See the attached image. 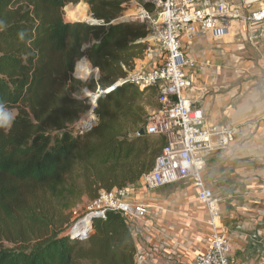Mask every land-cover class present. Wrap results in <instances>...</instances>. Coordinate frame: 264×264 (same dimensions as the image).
Segmentation results:
<instances>
[{"label":"trees","instance_id":"16d2710c","mask_svg":"<svg viewBox=\"0 0 264 264\" xmlns=\"http://www.w3.org/2000/svg\"><path fill=\"white\" fill-rule=\"evenodd\" d=\"M79 1L101 23L65 21ZM127 1L0 0V100L17 110L0 128V264L135 263L125 215L108 210L85 228L64 226L82 195L138 183L165 143L137 134L147 89L129 82L99 96L89 132L72 131L88 108L84 88H108L148 48L143 24L111 23ZM83 56L99 70L96 84L72 76Z\"/></svg>","mask_w":264,"mask_h":264},{"label":"crops","instance_id":"0c3cea01","mask_svg":"<svg viewBox=\"0 0 264 264\" xmlns=\"http://www.w3.org/2000/svg\"><path fill=\"white\" fill-rule=\"evenodd\" d=\"M186 50L193 60L187 67L192 85L185 91L186 97L200 102L207 122L238 128L234 149L208 155L202 173L220 200L229 264H264V197L260 194L264 179V40L252 44L198 38ZM152 53L147 48L142 58L134 59L133 69L147 70ZM152 91L149 88L145 94ZM155 105L146 104L145 109ZM135 187H126L128 200L149 205L148 215L131 219L129 225L136 243L135 263L193 264L208 245L209 228L191 181L182 179L155 188L150 195L140 192L138 199L133 197Z\"/></svg>","mask_w":264,"mask_h":264},{"label":"built area","instance_id":"2783aa9c","mask_svg":"<svg viewBox=\"0 0 264 264\" xmlns=\"http://www.w3.org/2000/svg\"><path fill=\"white\" fill-rule=\"evenodd\" d=\"M132 9L126 18L124 10L112 23H142L160 55L147 70H129L108 88L87 94L88 108L72 131L84 134L95 126L97 99L109 89L124 82L139 88H154L158 107L148 113L144 130L146 134L163 137L165 143L151 170L142 176L143 186L155 189L182 179L190 180L197 200L205 208L209 228L208 245L195 256L193 264H229V242L220 221V200L206 185L202 173L208 155L234 149L238 128L207 122L200 102L186 97L185 91L192 85L187 67L193 65L186 49L189 42L198 38L252 44L264 40V0H139ZM90 70V75L96 77L97 68L93 70L90 66ZM93 71L96 73L92 74ZM72 75L90 78V75H77L75 70ZM260 194L264 197V179ZM128 197L126 188L101 191L91 200L86 218L72 229L85 228L92 218H104L108 210L130 220L145 218L149 205L129 201Z\"/></svg>","mask_w":264,"mask_h":264},{"label":"rangeland","instance_id":"374dc122","mask_svg":"<svg viewBox=\"0 0 264 264\" xmlns=\"http://www.w3.org/2000/svg\"><path fill=\"white\" fill-rule=\"evenodd\" d=\"M139 0H128L126 3H125V15L124 17L126 18L128 15H130L131 12H133V5ZM80 3H82L83 5H81V7L78 9V11H75L74 13H78L80 12L82 9H84V14H80L79 17H72L71 14H73V12H71L69 15L66 16V12L64 10V19L65 21H79L81 23H87L86 21H90L88 17H90L92 20H96L94 19L92 16H91V13H90V10H89V7L87 4H85L83 1H79L77 4H69L70 6H72V9H74L75 7H77L78 5H80ZM122 15V13L120 14ZM119 15V16H120ZM123 17V18H124ZM117 18V17H116ZM97 21V20H96ZM114 21V20H112ZM98 23H101L98 21ZM112 23V22H111ZM134 23H138V22H134ZM88 24V23H87ZM138 24H142V23H138ZM147 46L148 48H150L151 50H153V53H152V63L156 62L157 60V57H159V50L157 49L156 45L154 44V42L152 41L151 37L149 35H147ZM85 57V56H84ZM86 58V57H85ZM87 59V58H86ZM88 61V59H87ZM89 65L91 66V68L93 70L96 69V67H93L90 62L88 61ZM152 63H150V67H152ZM149 67V68H150ZM75 70V67L73 69V71ZM93 73V72H92ZM73 76V75H72ZM79 80H82V81H85L87 82V84H93L98 81V78H99V70L97 69V73H96V77H93V75H90V78H86V79H80L79 77H75ZM100 88L99 86L96 87V90ZM95 90V91H96ZM84 94H82L84 97L87 95V94H90V93H94L95 91H89L87 88H84ZM153 94H148L146 95L145 93L143 94L142 96V100H141V104H145L144 107H146V104H150L151 106L153 105V103H156L157 104V101L155 99V97L157 96L156 92L152 91ZM13 114L14 116L17 114V110L16 109H9ZM152 110V108H149V109H145L146 111V114L148 115V113ZM151 138H155L156 136L154 135H151L150 136ZM157 138V137H156ZM77 185H78V188H80V181L77 180ZM134 190V193H133V197L136 199H138V195H140V192H144V194H154V192L156 191V189H147L143 186V183H142V179L139 180L138 183H136V187L133 189ZM140 201V200H139ZM90 202L91 200L86 196V195H82L81 198H79L76 202H75V206H73L71 208L70 211H67V213H64L65 214V217L67 218V221L68 223L64 226H69V228H72L76 223H78L79 221L83 220L84 218H86L87 216V213L89 212L88 210V206L90 205ZM5 245H7V243L4 242Z\"/></svg>","mask_w":264,"mask_h":264},{"label":"clouds","instance_id":"9594fccd","mask_svg":"<svg viewBox=\"0 0 264 264\" xmlns=\"http://www.w3.org/2000/svg\"><path fill=\"white\" fill-rule=\"evenodd\" d=\"M3 27H0V30H3ZM26 31L21 30L18 33L20 40L25 38ZM14 114L6 107V103L3 100H0V128L11 127L12 122L14 121Z\"/></svg>","mask_w":264,"mask_h":264},{"label":"bare ground","instance_id":"6f19581e","mask_svg":"<svg viewBox=\"0 0 264 264\" xmlns=\"http://www.w3.org/2000/svg\"><path fill=\"white\" fill-rule=\"evenodd\" d=\"M80 14H84V9H82L80 12H78V13H74L73 12V14H71V16L74 18V17H79L80 16ZM89 18V20L90 21H94V22H96V20H92L90 17H88ZM75 71H76V74L77 75H81V76H86V75H90L91 73H90V65H89V63H88V61H87V59L86 58H81L77 63H76V65H75ZM96 72L95 71H93V73L92 74H95Z\"/></svg>","mask_w":264,"mask_h":264},{"label":"water","instance_id":"95a60500","mask_svg":"<svg viewBox=\"0 0 264 264\" xmlns=\"http://www.w3.org/2000/svg\"><path fill=\"white\" fill-rule=\"evenodd\" d=\"M72 22H79V21H72ZM93 24H96V23H93ZM86 47V46H85ZM84 48V47H83ZM112 89H109L108 91H106V93L107 92H109V91H111ZM137 134L138 135H143V134H145V130H144V128H140L139 130H138V132H137Z\"/></svg>","mask_w":264,"mask_h":264}]
</instances>
